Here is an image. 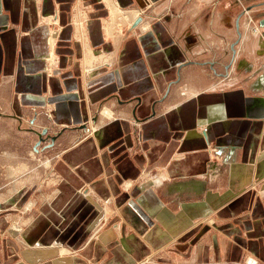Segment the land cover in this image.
<instances>
[{
    "label": "crops",
    "instance_id": "1",
    "mask_svg": "<svg viewBox=\"0 0 264 264\" xmlns=\"http://www.w3.org/2000/svg\"><path fill=\"white\" fill-rule=\"evenodd\" d=\"M2 121L0 264H264V0H0Z\"/></svg>",
    "mask_w": 264,
    "mask_h": 264
},
{
    "label": "rangeland",
    "instance_id": "2",
    "mask_svg": "<svg viewBox=\"0 0 264 264\" xmlns=\"http://www.w3.org/2000/svg\"><path fill=\"white\" fill-rule=\"evenodd\" d=\"M117 11L118 10H115V12H113L112 17L110 18L111 20L108 19L109 22H108V24L106 23V25H105V29L107 32L111 33L114 31V28H115L114 23H117V21L115 20V18H113V16L116 17ZM53 23L57 24L56 18L53 19ZM108 28L109 29L111 28V31H108ZM252 29H254V28H252ZM257 30L258 29L255 28V31H257ZM49 42L51 45H54L55 37L52 35L49 36ZM88 54L92 60V61L91 60L87 61V62L90 61L89 64H87V66H88V70H90L92 68V70H90V72H91V71H93V68L95 67V66H93V63H95L94 62L96 59L95 57H97V56L95 55V52L92 51V49L90 51H88ZM105 57H107V56H105ZM44 59L49 60L50 62L54 63L57 59V55L55 52L49 50L48 53H46ZM249 75L251 78H253L255 80H259L260 77L262 76L261 71H259V69H255V68L250 70ZM107 112H108L107 116L112 115V112L110 110H105L104 115H106ZM0 126H1V129H0V194H2V192H4V189L6 187L8 188L11 185H13L12 179L15 178L13 175H15L17 172L23 171V170H25V168H27L22 163V161H28L29 162V168L35 169L37 167L36 165H38L37 162L40 158V156H38L39 150L41 153L43 152V154H44L43 158H45V155L47 156V154H45V151H42L41 147H43V149L48 148L49 142L46 141L48 136L44 137L43 135L40 136V138H39L40 140L38 142H36V143L31 142L32 140L26 138L27 136L24 135L23 131H20L17 129V127H15L16 123H14V122L9 123L7 121H2ZM44 134H46V133H44ZM40 144H42V145H40ZM32 153L34 154V156ZM35 156H38V157H35ZM47 163H49V162H47ZM109 201H110V199L104 198L102 203H101V206L103 205V208H105L104 210L106 211V216H108V214H107L108 210L106 208H107V206H109L108 205ZM0 202H2V201L0 200ZM39 202H40V200L37 197H35L31 201L29 200L28 204H26V206L30 208L31 205H33L34 203H35V205L38 206ZM16 204L18 205V203H16ZM2 206L0 205V213L1 212L3 213V211H5L7 209L4 207L3 210H1ZM14 213H16V215H14L12 218L15 220L17 219V217H21L22 219L23 218L26 219V216H28V214H29L27 212H14ZM5 214H7V213H5ZM95 220H96V215L93 217V220L91 221L89 235L96 229L95 227L97 226L96 225L97 222ZM106 223H108V222L106 221V222L102 223L103 225L100 226L101 227L100 232L102 229L105 228V226L107 225ZM98 234L99 233H97V235ZM96 236H94V237H96ZM61 250L64 251L63 249H61ZM103 263H104V261L101 264H103Z\"/></svg>",
    "mask_w": 264,
    "mask_h": 264
},
{
    "label": "water",
    "instance_id": "3",
    "mask_svg": "<svg viewBox=\"0 0 264 264\" xmlns=\"http://www.w3.org/2000/svg\"><path fill=\"white\" fill-rule=\"evenodd\" d=\"M141 21V16H139L138 18L135 19V24H138Z\"/></svg>",
    "mask_w": 264,
    "mask_h": 264
},
{
    "label": "bare ground",
    "instance_id": "4",
    "mask_svg": "<svg viewBox=\"0 0 264 264\" xmlns=\"http://www.w3.org/2000/svg\"><path fill=\"white\" fill-rule=\"evenodd\" d=\"M50 23H51V22H50ZM54 29H55V28H54ZM58 29H59V28H58ZM58 29H57V30H58ZM51 31H52V30H51ZM108 31H111V28H110V29L108 28ZM52 32H53V31H52ZM109 33H110V32H109ZM100 57H101V56H100ZM95 58H96V57H95ZM97 58H98V57H97ZM89 62H90V61H89ZM89 62H88V63H89ZM128 186H129V185H128ZM248 263H249V262H248Z\"/></svg>",
    "mask_w": 264,
    "mask_h": 264
}]
</instances>
